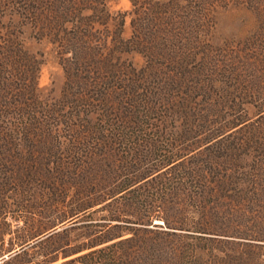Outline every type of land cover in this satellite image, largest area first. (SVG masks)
<instances>
[{"label":"trees","instance_id":"trees-1","mask_svg":"<svg viewBox=\"0 0 264 264\" xmlns=\"http://www.w3.org/2000/svg\"><path fill=\"white\" fill-rule=\"evenodd\" d=\"M4 1L15 6L8 14L18 16L23 31L53 44L65 87L56 104L39 99L34 82L25 81L29 67L42 62L12 29L5 40L2 34L0 227H10L11 218L22 223L6 232L19 250L0 264H264V150L256 149L264 138L256 126L249 140L234 134L246 126L237 116L214 133L195 134L217 123L218 107L235 112L257 99V113L264 111V46L261 56L214 66L183 46L174 68L151 71V64L137 68L119 56L136 51L152 59L146 38L164 34H143L145 20L134 17L133 36L122 38L123 17H113L106 0ZM130 1L139 14L144 0ZM99 25L115 28L108 53L95 39ZM247 62L251 75H262L252 82L255 92L251 80L245 83ZM8 66L26 67L21 95L8 96L14 82L4 76ZM161 104H198L203 121L192 120L194 127L170 138L178 144L167 148L170 140L156 144L161 134L136 139L131 126L116 125L124 116V124L164 117ZM59 125L69 134H54ZM63 221L70 223L30 242ZM4 235L0 229V258L12 249L1 245Z\"/></svg>","mask_w":264,"mask_h":264},{"label":"rangeland","instance_id":"rangeland-1","mask_svg":"<svg viewBox=\"0 0 264 264\" xmlns=\"http://www.w3.org/2000/svg\"><path fill=\"white\" fill-rule=\"evenodd\" d=\"M200 1L203 2L201 3L199 0H144L143 7L140 8L139 14H136L134 13L130 0H106L111 15L116 18L123 17L122 38L129 39L133 36L132 18L134 17L145 20V27L142 31L143 34L148 35L149 31H152V33H158L159 31L160 34H164L146 38V40H148V46L152 51L151 58L153 60L143 56L142 53L129 51L119 56L121 61L132 63L137 68L146 64H151V71L160 72L164 71L167 67L174 68L175 59L181 56V53L187 46H189L188 48L191 52H194V59L200 60L202 58H208L212 66H214L216 60L217 64H221V61L224 59H232L236 62L244 61L245 58H248L251 54L255 55L256 52H259L256 55L261 56L260 54L262 53L258 48L264 46V13H262L264 10V0ZM3 7L4 13L1 11ZM12 7L14 8L15 6L13 5ZM12 7L10 5L8 6L7 1L3 2V0H0V38L4 33L5 40L10 29L20 35L21 39L25 42L27 51L30 53L28 55L35 56V58L42 62L37 68L29 67L32 72L29 77H26L27 80L25 82L27 83L29 79H31V81L34 82L35 94L39 99L46 101V103L56 104L57 100L62 96L65 87V74L60 65L61 60L54 50L53 44L44 39L37 40L36 34L30 31L29 28H27L29 29L28 31L22 30L21 21L18 16L16 14H8L9 10H13ZM98 28L100 32L96 35L95 39L98 41L100 38L104 53H108L107 47L111 46V36L115 28L112 25L106 28L105 26L99 25ZM167 38L173 39L170 40ZM103 43L106 44V46L104 45L105 47H103ZM133 48L137 49L140 48V46L138 44H133ZM172 59L174 60V64H171ZM250 62L247 63L251 64ZM25 68L26 67H16L15 69V67L8 66L5 69L4 76L7 77L8 80L14 81L11 84L12 89L7 91L8 96L11 94L15 95V93L21 95L23 90L21 88L22 86H19V77L24 76L23 70ZM14 70L18 71L14 72ZM252 73L253 65L251 64L250 67H247L245 72V83L247 80H251L247 82V86L251 87V89L255 87V92L258 90L256 88L257 85L252 84V82H254L255 79H259L262 75L261 72L254 71L255 75H251ZM109 78H111L110 75L107 80H109ZM258 81L260 83V79ZM260 86H262L264 90V84H260ZM251 92H253V90ZM215 99H213V101H215ZM255 100L256 101H253V103L249 105L243 104L235 112L230 108L218 107L214 113H219L217 115H220V117L217 115L213 117L214 120H217V123L213 122V127L212 125L208 126L212 130L202 125L195 134H200L201 137H204L206 134L214 133V126L222 122L227 123L228 120L237 116L246 119V126L244 128L242 126L241 134H234L249 140L254 130L253 128L256 126L258 128L257 134L264 138V111L257 113L258 104L262 102V100ZM195 102L199 103L198 99H195ZM188 105H193V103H189ZM160 106L157 112H161V115L164 117H160L159 113V115L154 114V117L152 115L151 117L148 116L147 118H143V123H137L135 118V123L124 124L122 120L127 117L124 116L117 121L116 125L131 126L129 134H133L136 139L140 136L142 137V134H144L143 137L146 139L155 138V134H161L162 137L157 138L156 144H158V146L163 144L164 146L167 141L170 140V142L165 145V148H167L171 143L178 144L177 141L170 138H176L182 134H186L184 132L185 128L194 127V125L191 124L192 120L199 122L203 121L200 120L201 109L198 104L195 105V109H189L188 106L171 109H168L162 104ZM66 108L67 107L63 108V110H67ZM31 110L32 109H29L28 112ZM124 111L125 109L121 108L119 113ZM191 113L197 114L199 116L198 119H194V116L190 115ZM20 119L17 121L21 122ZM23 122L24 119H22V125ZM97 126H101V123H98ZM40 131L41 130L37 133L40 134ZM228 132L229 131L224 134H228ZM54 134L66 135L69 133L64 130L63 126L59 125ZM134 142L136 143L134 146L139 148L137 141L135 140ZM262 142L263 143H260L258 147H256L259 152L264 150V141ZM157 149L159 150L161 148L157 147ZM253 151L257 152L255 149ZM9 221L10 227L5 224L0 227V229L5 231L4 242L1 245L4 246V249L12 246V249L5 252L4 255L19 248L17 244H14L15 239L10 240V237H12L14 233L9 234L6 232H9V228L10 230L17 229V226L21 225L22 219L14 220L11 218ZM32 223L29 226V232L34 233L38 228L37 225H35L37 221L34 220ZM69 223L70 222L67 221L59 222L52 228L34 237L30 242L36 241L35 239H39V237L42 238L47 236L46 234L55 227H59V230H61Z\"/></svg>","mask_w":264,"mask_h":264},{"label":"water","instance_id":"water-1","mask_svg":"<svg viewBox=\"0 0 264 264\" xmlns=\"http://www.w3.org/2000/svg\"><path fill=\"white\" fill-rule=\"evenodd\" d=\"M59 229H60L59 227H55L54 229H52L51 231H49L46 235L51 234V233H53V232H55V231H57V230H59ZM18 250H19V248L16 249V250H13V251H11V252H8L6 255H3V257L0 258V261L3 260V259L8 258V257L11 256V255H13V254H14L15 252H17Z\"/></svg>","mask_w":264,"mask_h":264}]
</instances>
